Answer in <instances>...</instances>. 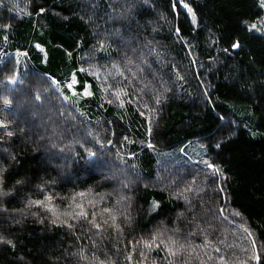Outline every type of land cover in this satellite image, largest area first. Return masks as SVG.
<instances>
[{"label": "trees", "instance_id": "obj_1", "mask_svg": "<svg viewBox=\"0 0 264 264\" xmlns=\"http://www.w3.org/2000/svg\"><path fill=\"white\" fill-rule=\"evenodd\" d=\"M260 5L0 0V162L9 188L25 180L0 198V235L16 245L0 244V264H264ZM192 143L205 147L201 160L185 155ZM160 152L175 158L159 161ZM44 181L58 197L91 189L101 227L80 219L69 229L67 217L54 225L50 213L26 208ZM67 203L53 201L57 212ZM158 229L185 250L135 243Z\"/></svg>", "mask_w": 264, "mask_h": 264}, {"label": "snow or ice", "instance_id": "obj_2", "mask_svg": "<svg viewBox=\"0 0 264 264\" xmlns=\"http://www.w3.org/2000/svg\"><path fill=\"white\" fill-rule=\"evenodd\" d=\"M260 6L264 7V0H261ZM184 7H187V4H185ZM190 10L191 9H189V11ZM253 27H255V25H253ZM233 47H238V45L234 44ZM81 71H83V69H81ZM76 83H77V81H76L75 77H73L72 82H71V84L68 85V87H72ZM81 88H83L85 95H91V93L88 91V85L87 84H81ZM5 102L8 103V101H5ZM0 127H6V125H0ZM13 135H14L13 131H7L6 132L7 137H12ZM125 139H127V138H125ZM0 140H3V137H0ZM109 143H111V141H109ZM149 147H151V145H149ZM217 147H219V145H217ZM4 151L6 152L7 149H4ZM85 151L91 157H95L97 155L96 152H93L90 149H86ZM11 159L15 160V156H11ZM205 163H207V161H205ZM208 166L214 167L213 164H208ZM11 179H12V174L9 171V167L4 165L2 162H0V198L12 196L14 190H16V186L22 185L25 183L24 179H16L15 184L12 186V188H9L8 185H9V182ZM51 183H54V182L44 181L43 183L37 185V190L42 195V198H37V199L29 198V199H27L25 207L29 208V209L32 207H36V208H38V209H40L46 213H50L51 214L50 222L54 225L57 224L58 221H60L61 217H67V219H64L62 221V224H63V226H66L69 229H72L74 227V224L69 223V220L78 221L80 219L87 221L94 228L99 229L101 227V224L97 223V212L91 211V213H90V211H89L90 209H94L96 207V204L99 203V201H96L94 199V197H92L91 189L87 193L81 191V192H78V193L71 195L70 197H67V196L58 197L57 195H54L52 192H50L48 190ZM124 186L127 187V185H124ZM77 197L80 198L79 201L77 200ZM57 198L61 199V200H67L68 201L67 205L65 206V210L62 212H57L56 209L58 206L53 204V201ZM85 199H87V207L82 202ZM100 199L103 200L104 197L101 196ZM123 199H125V197L121 196L120 200L117 201V204H119L120 201ZM152 207H153V209H157V208H159V204L156 202H153ZM2 210L7 211V209H2ZM102 213L109 214V217L112 221L111 226H113L117 231H122L120 225L118 223H116L118 217H117L116 211H114L113 208L104 207L102 209ZM21 214L22 215L24 214L22 210H21ZM30 214L33 216H37L40 220V223H44V218L40 217L38 212H32ZM90 214H91V219H89ZM124 219H125V221H127L129 218L124 217ZM103 223L108 224V220H104ZM173 231H179V229H174ZM162 237H164V231H161L158 229L155 233H153L151 235L150 239L142 240V241H136L135 243L139 244L142 242L144 247L148 248L149 250H151L153 247L159 248L160 245H164L165 250L170 255H173V256L179 254L182 250H185V245L179 244V242L177 240L173 239L172 237H170V236L167 237V242ZM158 241H159V243H157ZM0 244H6L13 249H15V247H16L15 243H13L12 240L7 239L3 235H0ZM253 244H255V242H253ZM173 245H177L175 251H173V248H172ZM216 251H219V249H216ZM79 255H80L81 260L85 259L82 251L80 252ZM141 255H143V253H141ZM253 258H255L258 262L261 259L259 255H254ZM21 259H23V257H21ZM101 264H105V262L102 261ZM109 264H110V262H109Z\"/></svg>", "mask_w": 264, "mask_h": 264}, {"label": "rangeland", "instance_id": "obj_3", "mask_svg": "<svg viewBox=\"0 0 264 264\" xmlns=\"http://www.w3.org/2000/svg\"><path fill=\"white\" fill-rule=\"evenodd\" d=\"M36 47L38 50H40L41 52L44 53V57L46 58V53H45L44 48L40 45H37ZM5 57H6V54H4V52L3 53L1 52L0 53V61H2ZM71 82H72V80H71ZM71 82L66 85V88L70 92V94L72 96H74V95H76V89L75 88H76L77 83L74 84L72 87H68V85L71 84ZM88 91L91 93L89 86H88ZM82 96L90 97L91 95H85L83 92ZM205 150H206L205 147L202 146L200 143H192L185 150V155L188 157H191L195 160H201L205 155ZM158 156H159V161L170 160V159L175 158V154L170 153V152L169 153L168 152L167 153L160 152V153H158Z\"/></svg>", "mask_w": 264, "mask_h": 264}]
</instances>
